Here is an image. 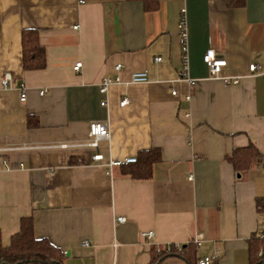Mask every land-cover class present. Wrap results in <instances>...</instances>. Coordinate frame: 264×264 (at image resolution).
I'll return each mask as SVG.
<instances>
[{"label":"crops","instance_id":"crops-1","mask_svg":"<svg viewBox=\"0 0 264 264\" xmlns=\"http://www.w3.org/2000/svg\"><path fill=\"white\" fill-rule=\"evenodd\" d=\"M158 2L149 11L142 0H0V145L81 140L100 120L112 133L100 140L106 161L160 150L148 179L93 162L88 149L0 155L4 246L32 216L36 237L66 252L64 264H149L192 241L195 258L166 253L159 264L208 255L217 256L210 264L250 263V240L264 228V74L249 72L252 63L264 70V0ZM182 8L194 84L178 75ZM24 29L38 30L45 68H24ZM211 50L228 61L222 74L240 82L209 74ZM143 71L149 81L130 82ZM117 75L102 93V79ZM251 143L261 163L236 170L228 157Z\"/></svg>","mask_w":264,"mask_h":264},{"label":"trees","instance_id":"trees-1","mask_svg":"<svg viewBox=\"0 0 264 264\" xmlns=\"http://www.w3.org/2000/svg\"><path fill=\"white\" fill-rule=\"evenodd\" d=\"M141 1V0H140ZM234 2V0H230ZM149 11H155L158 0H142ZM238 3V2H237ZM23 65L26 70L43 69L47 65V56L44 46L39 41V33L36 29H24L22 32ZM38 120L36 115H29L28 125L34 127ZM230 163L238 171L249 169L250 166L261 163L262 156L254 144L247 147H236L231 156ZM160 160V150L147 149L141 151L137 161L120 166L125 174L135 179H148L153 174V167ZM196 244L192 241L185 248L172 247L170 251L159 254L149 264H159L166 253L181 254L192 260L195 258ZM250 263L264 264V239L254 236L250 240ZM66 252L52 244L45 238H37L34 231L32 216H25L21 220L20 230L16 232L8 246H4L0 230V264H64ZM198 259L196 261V264Z\"/></svg>","mask_w":264,"mask_h":264},{"label":"built area","instance_id":"built-area-1","mask_svg":"<svg viewBox=\"0 0 264 264\" xmlns=\"http://www.w3.org/2000/svg\"><path fill=\"white\" fill-rule=\"evenodd\" d=\"M186 9L182 8L180 10V21L178 24V28L180 31V44L182 46V63L178 72L179 78L181 80L190 82V84H194L196 81L195 79H192L189 75V60H188V46H187V39H188V31L186 29ZM161 58L158 57L155 61L160 60ZM203 60H205L208 68H209V74L215 78H221L226 84H232V83H238L240 82L242 76H232L228 77L222 74V69L224 66L227 65L228 61L222 57H219L214 51L207 52ZM82 67V62H77L74 65L75 70H79ZM123 65L121 63L117 64L115 69L117 71H120L122 69ZM249 72L253 75H261L264 74V70L262 67H260L258 64L252 63L249 65ZM11 79L10 74H5L3 83L5 86L9 85V81ZM149 81V76L147 71L143 72H134L131 76L130 82L132 83H143ZM120 82V77L117 75L115 77H105L102 79L100 84V91L102 93H106L109 90V87L112 84ZM20 98L22 101H25L27 98V93L25 89V85L22 83L20 85ZM44 92V91H43ZM41 92V93H43ZM174 94L177 93V90L173 91ZM190 97V95L187 96V99ZM129 100L125 97L121 100L120 104L121 106L127 105ZM102 104H106V102H102ZM112 136L110 127L106 121H100V120H93L88 123V130H87V136L84 139L76 140V141H64V140H58V141H46V142H40V143H20V144H13V145H0V155H7L14 151H26V150H51V149H88L91 151V160L98 164H104L108 165L110 167L114 166H122L124 164H130L137 161V157H127L120 160H113L110 159L109 161H106L105 154L101 151L100 148V140L106 139L110 140ZM3 162L5 165H7V159L4 158ZM22 165V164H21ZM126 220L123 216H118L117 221L118 222H124ZM264 221V220H263ZM143 238L150 240L154 236L153 231H144L142 232ZM259 238L264 239V228L257 234ZM196 241L199 243V241L202 239L201 235H198L196 237ZM85 245H88V242L85 243ZM177 247L180 249L181 246L177 245ZM171 250V246L167 248V251ZM216 255H208L207 257L200 258L197 262V264H210L216 259Z\"/></svg>","mask_w":264,"mask_h":264}]
</instances>
